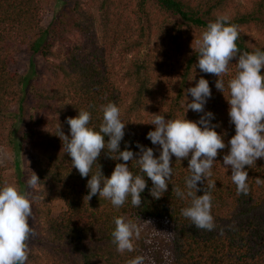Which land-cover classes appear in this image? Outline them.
<instances>
[{"label":"trees","instance_id":"1","mask_svg":"<svg viewBox=\"0 0 264 264\" xmlns=\"http://www.w3.org/2000/svg\"><path fill=\"white\" fill-rule=\"evenodd\" d=\"M77 2V9L80 7ZM99 11L79 12L82 19L75 27L90 34V45L74 46L62 57L54 50L64 37L59 18L48 26L42 24L43 0H0V145L6 143L19 154L21 149L38 148L45 161L38 162V189L32 196V219L36 236L46 247L39 246L42 255L30 250L27 264H128L134 252L117 250L112 232L116 217L143 216L165 219L173 228V253L176 264H264V158L258 159L248 171L249 192L238 195L231 179V170L223 163L228 148L218 153L209 181L198 182L197 195H203L206 184L214 182L211 190L212 215L215 230L197 229L181 214L190 205L172 190L173 185L185 190V177L190 175L189 158L176 161L169 188L159 199L150 194L152 182L142 193V204L135 207L131 197L120 207L100 198L90 201L84 197L88 177H81L72 166L71 157L63 149L60 130L70 136L68 117H76L79 109L90 111V127L99 129L102 106L115 103L126 123L120 150L139 152L137 143L154 149L157 145L147 138L154 130L150 122L154 115L166 119L186 118L198 121L203 113L189 109L192 97L187 89L201 77L209 81L212 96L205 111H212L213 124H219L225 143L235 135L230 123L229 104L218 91L215 75L203 73L197 65V41L209 22L227 16L237 26L241 52L264 50V0H91ZM99 25L98 36L91 29ZM194 48V49H193ZM26 49L45 60L55 57L54 82L44 86L27 73L10 68L12 58ZM115 52L126 55L124 71L119 76ZM34 67V63L31 64ZM235 59L230 64L227 80L235 75ZM264 74V68H262ZM193 79V80H192ZM32 98L29 131L21 133ZM48 115L51 116L48 117ZM37 143H33L34 139ZM109 137H105L107 141ZM115 155V154H114ZM104 149L99 165L110 177L117 163ZM134 174L139 173L136 161H129ZM73 167V168H72ZM0 173V187H3ZM61 199L66 208L57 216L52 214L53 200Z\"/></svg>","mask_w":264,"mask_h":264},{"label":"clouds","instance_id":"2","mask_svg":"<svg viewBox=\"0 0 264 264\" xmlns=\"http://www.w3.org/2000/svg\"><path fill=\"white\" fill-rule=\"evenodd\" d=\"M240 37L237 26L229 23L227 16L218 17L209 22L197 41V65L201 72L215 75L216 89L225 95L229 104L230 123L235 125V135L225 143L223 135L213 124L215 114L205 111V105L212 96L209 81L203 77L195 86L187 89L192 100L187 103L191 109L203 113L198 121L186 118L166 119L165 115L155 114L150 122L154 130L147 133V138L157 145L159 155H154L152 147L137 143L138 153L129 148L120 150V143L125 136L126 123L121 119L120 108L113 102L102 106V123L96 130L90 127V111L79 109L76 117H68L70 136L60 130L63 149L71 157L72 166L87 181L90 190L84 197L90 201L99 194L116 207H122L129 197L131 204L139 207L142 193L147 187V179L152 182L149 190L154 199H159L169 188L173 176L172 157L176 161L189 158L190 175L185 177V190L173 185L172 190L181 199H189L190 205L181 210L197 229L215 230L212 215L211 190L214 182L206 184L203 195H197L198 182L209 181L218 153L228 148L223 156V163L231 170L232 182L238 195L249 192L248 171L258 159L264 158V50L241 52L237 41ZM235 59L236 73L227 80L225 94V76L230 74V64ZM193 80V79H192ZM109 137L106 141L105 137ZM107 149L110 158L123 161L117 163L110 177H106L99 165L93 173V166L98 164L102 150ZM115 154V155H114ZM135 160L139 173L134 174L129 168V161ZM72 167V168H73ZM40 179L36 174L26 179L29 189H34ZM257 184H264L259 177ZM33 215L32 199L27 192H22L17 185L5 183L0 187V264H27L30 254L28 241L34 235L29 224ZM113 242L121 253L134 251V238L139 239L141 227L124 217L114 219ZM144 257L137 256L128 264H144Z\"/></svg>","mask_w":264,"mask_h":264},{"label":"rangeland","instance_id":"3","mask_svg":"<svg viewBox=\"0 0 264 264\" xmlns=\"http://www.w3.org/2000/svg\"><path fill=\"white\" fill-rule=\"evenodd\" d=\"M80 7L77 9L78 0H43L42 24L48 26L55 18H59L62 28L65 29L64 37L59 41L54 50L64 57L65 52L74 46V43L89 46L90 34L75 27V20L82 19L79 12H93L99 18V11L92 5L91 0H79ZM245 2V0H241ZM95 34L100 35V27L96 25L91 28ZM115 61L117 74L120 76L125 69L127 57L115 52ZM57 59L51 57L45 60L41 55L34 54L26 49L20 50L15 54L10 63L13 71L27 73L35 79V82L42 83L49 87L55 80L52 69ZM34 63V67H32ZM32 105V98L29 99L27 106V115L25 121L21 124V133L29 131L31 122L28 119L30 113L29 107ZM48 117L51 118L50 115ZM33 143H37L34 139ZM45 161L38 148L34 146L21 149L17 154L14 149L6 143L0 145V173L2 175L3 185L5 183L15 184L22 192H27L31 197L34 189L40 187L39 183L34 189H29L26 179L33 174L37 175L38 162ZM33 200V199H32ZM52 214L59 215L65 208V202L61 199L53 200ZM141 227V235L134 242V255L143 256L144 264H176L173 253V228L169 221L154 217L129 216L124 217ZM29 224L34 229V235L28 241L29 249L42 255L39 246L46 247L36 236V223L32 217L29 218Z\"/></svg>","mask_w":264,"mask_h":264}]
</instances>
